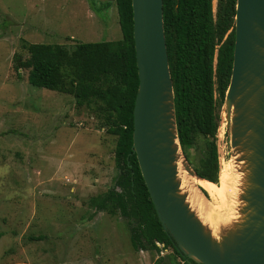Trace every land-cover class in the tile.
<instances>
[{
	"label": "rangeland",
	"instance_id": "374dc122",
	"mask_svg": "<svg viewBox=\"0 0 264 264\" xmlns=\"http://www.w3.org/2000/svg\"><path fill=\"white\" fill-rule=\"evenodd\" d=\"M121 39L114 0H0V264H184L171 248L135 251L134 218L92 205L119 176L117 137L100 128L101 115L70 95L30 85L28 71L16 68L30 43L71 50ZM221 112L217 144L226 166L219 186L228 165L236 177L240 163L225 103ZM180 180L185 194L213 204L191 174Z\"/></svg>",
	"mask_w": 264,
	"mask_h": 264
},
{
	"label": "trees",
	"instance_id": "16d2710c",
	"mask_svg": "<svg viewBox=\"0 0 264 264\" xmlns=\"http://www.w3.org/2000/svg\"><path fill=\"white\" fill-rule=\"evenodd\" d=\"M114 2L121 40L80 43L71 50L64 45L30 43L26 46L28 58L17 61L16 68L28 71L30 85L70 95L79 108L94 109L103 119L100 128L117 137L114 162L119 176L115 187L93 198L92 205L100 212L134 218L131 244L135 251L160 254L171 248L184 264H197L165 232L133 152L140 82L132 0ZM236 6L237 0H218L216 6L214 0H164V30L182 153L200 178L217 185L222 171L218 130L232 76Z\"/></svg>",
	"mask_w": 264,
	"mask_h": 264
},
{
	"label": "water",
	"instance_id": "95a60500",
	"mask_svg": "<svg viewBox=\"0 0 264 264\" xmlns=\"http://www.w3.org/2000/svg\"><path fill=\"white\" fill-rule=\"evenodd\" d=\"M132 8L140 82L133 152L160 223L177 248L197 264H264V0H237L234 62L225 99L228 122H233L232 146L244 153L238 161L247 162L252 172L249 207L240 211L252 210L253 214H247L242 232L222 237L221 242L205 237L187 208L171 196L175 186L168 182L171 170H166L171 162L164 128L167 118L162 117L166 110L172 111L181 153L182 149L164 30V0H132ZM167 101L170 103L165 104Z\"/></svg>",
	"mask_w": 264,
	"mask_h": 264
},
{
	"label": "bare ground",
	"instance_id": "6f19581e",
	"mask_svg": "<svg viewBox=\"0 0 264 264\" xmlns=\"http://www.w3.org/2000/svg\"><path fill=\"white\" fill-rule=\"evenodd\" d=\"M169 103L170 101H167L165 104ZM171 116L172 111H170V109L166 110L162 115V117L167 118L165 119L164 128L168 131L166 145L169 149L171 158V162L166 168L168 171L171 170L172 175V178H170L168 182L175 186V191L171 196L181 201L187 208L189 215L198 223L205 237L218 240L229 234L236 235L238 232H242L248 218L247 214H253L252 210L250 212L247 211V213H242L240 211L241 208L249 207V191L253 188L251 178L252 172L249 164L245 161L238 163L239 166L236 167V172L237 170L238 172L235 177L231 162L228 165V170H230V172L227 171V169L224 170L226 173L223 175L224 180L221 181V186H217L214 183L199 178L187 168V164L175 138V130L173 128ZM237 150L238 149H236V151ZM243 155L244 153L237 152L236 160L240 159ZM222 166L223 163L221 164L223 171L226 165ZM227 172H229V177ZM185 173L191 174L194 188L210 192L212 200L214 201L212 205H206L202 197L199 195L197 196L196 193L195 195H188L183 192V184L180 180V176Z\"/></svg>",
	"mask_w": 264,
	"mask_h": 264
}]
</instances>
